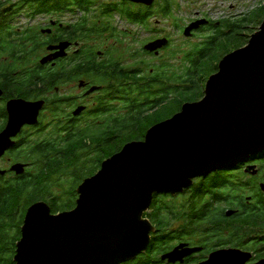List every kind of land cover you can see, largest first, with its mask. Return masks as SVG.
I'll list each match as a JSON object with an SVG mask.
<instances>
[{
	"label": "water",
	"instance_id": "water-1",
	"mask_svg": "<svg viewBox=\"0 0 264 264\" xmlns=\"http://www.w3.org/2000/svg\"><path fill=\"white\" fill-rule=\"evenodd\" d=\"M141 1V0H133ZM144 1V0H142ZM152 3V1H147ZM206 22L190 26L186 37ZM167 42L146 47L156 51ZM68 44L42 64L65 56ZM3 95L0 90V97ZM44 102L12 101L10 121L0 135V158L25 125H36ZM264 153V22L249 43L225 56L205 87V97L186 104L173 118L152 127L145 141L131 142L102 163L78 188L77 206L54 215L39 202L27 212L15 264H127L147 253L156 227L146 218L155 195L176 196L194 181L232 170ZM24 165L12 171L25 173ZM251 167L247 172L254 170ZM4 175V172H0ZM255 174V173H254ZM264 193V185L261 186ZM234 212H229L232 216ZM199 249L182 244L162 261L184 263ZM239 251L212 255L205 264H247ZM257 264H264V260Z\"/></svg>",
	"mask_w": 264,
	"mask_h": 264
},
{
	"label": "flooded vegetation",
	"instance_id": "flooded-vegetation-1",
	"mask_svg": "<svg viewBox=\"0 0 264 264\" xmlns=\"http://www.w3.org/2000/svg\"><path fill=\"white\" fill-rule=\"evenodd\" d=\"M51 1L48 9L43 13L34 14L35 17L30 14L26 15L31 21H43L37 26L38 28L30 29V31L40 33L42 43L40 50L45 51L36 64H32L34 66L29 68V72H33L36 67L40 66L48 76L53 75L54 72L60 75L61 81L59 85L54 86L37 100L25 99L19 91H14L12 95H9L8 91L0 87L3 92L0 97V135L8 127L10 121L8 105L12 101L44 102L38 118L39 122L36 125H25L11 139L13 144L8 149L9 151L0 158V172L5 173L0 174V177L6 181L22 176L12 171L16 165H24L25 173L32 169L30 165L15 159L12 152L14 150H34L36 147L33 149L32 147L35 142L40 137L38 143L41 144L43 136L46 138V143L52 144V133L55 126L59 125V129L64 134L71 133L76 138H96L99 132L101 135V129L106 127L103 123L112 118V115H119L118 112L114 114L112 110L115 112L119 109L121 114L128 112L126 108L133 109L138 104H143L148 108L165 98L172 100L174 96L170 94V91L175 92L180 88L181 67L188 65L195 56L206 51L211 44L218 48L214 54V60L217 61L214 65L209 64L208 69L216 70L220 63L218 59L220 60L221 54L228 48V35L234 34L235 31V28L229 27L226 22L231 18L240 19L242 17L233 15L228 19H214L212 13L209 14L201 8L202 4L199 9L193 1L191 3L196 7L189 10L184 17L179 13L181 0L136 2L133 0H62L59 4L56 2L58 0ZM147 1H152V3ZM13 7L0 14V21L12 20V27L17 28L20 33L21 29L16 24L18 22L16 19L21 17L20 9ZM202 21L206 24L200 25L190 37H186V30ZM238 28L242 29V26L238 25ZM112 39L117 41L129 39L142 43L141 50L136 53L138 55H133L134 49H132L131 56L140 57L143 61L134 66L123 65V62L118 61L121 59L118 52L112 50ZM160 41L167 43L153 52L146 49L150 44ZM64 43L69 45L64 57L53 58L45 65L41 63L44 58L53 57L58 53L57 50L49 48H55ZM181 43H183L182 47ZM220 50L222 52L217 54ZM211 60L213 59L211 58L209 62ZM113 78L117 81H112ZM71 85L76 88L69 89ZM114 89L124 91L126 98L123 95L114 96L117 95L113 94ZM142 90H145V95H141ZM158 110L160 109L152 110L150 114ZM107 122H112V120ZM40 149L53 150L51 146H40ZM251 167L255 169L248 173ZM227 172H230L227 176H235L238 181L245 179L247 183L255 186L257 198L249 196L245 204L247 207L253 205L254 213L259 210L262 214L264 193L261 186L264 185V153L249 158ZM222 188L220 187V190ZM234 205L235 207L227 210V218L234 217L233 215L228 216L229 211L237 214L241 212L237 204ZM255 223L263 226L261 228L264 230V214L258 217L254 225ZM227 225L221 228L211 226L208 231L205 228L202 232L206 235L197 238L196 242L176 240L170 250L160 255V261L162 264H170L168 261H162L163 256L182 244H187L191 249L200 251L187 257L184 263L177 264H205L210 261L212 255L231 250L250 255L251 259L247 264H257L264 260V248L262 251L257 250L258 246L264 245V234L256 237L258 239L244 238L245 233H241L238 237H230V231L244 232V227L234 224ZM213 230L223 231V234L219 236L212 232ZM158 233L157 229V232L152 235L150 245L156 241Z\"/></svg>",
	"mask_w": 264,
	"mask_h": 264
},
{
	"label": "trees",
	"instance_id": "trees-1",
	"mask_svg": "<svg viewBox=\"0 0 264 264\" xmlns=\"http://www.w3.org/2000/svg\"><path fill=\"white\" fill-rule=\"evenodd\" d=\"M51 2L24 0L18 8L27 6V11L34 15L47 10ZM56 2L59 4L62 0ZM4 7L6 5L3 4L0 8ZM263 22L264 7H260L256 13L243 15L240 19H228L226 23L235 28V31L234 34L228 35V48L221 54L220 59L246 46L250 39L247 35L250 27L256 23L261 26ZM238 25L242 26V29L238 28ZM20 29L19 33L17 28L12 27V20L0 21V87L8 91L9 95L19 91L23 98L37 100L59 85L61 76L55 72L54 76H48L40 66L29 72L42 47L41 37L36 31ZM217 50L218 48L211 44L206 51L193 56L188 65L181 67L180 88L175 92L170 91L174 96L172 100L165 98L148 108L143 104H138L133 109L128 107L127 113L112 115V118L107 119L112 122L105 121V129H101V135L99 132L96 138L82 139L74 137L71 133L64 134L58 125L53 129L52 144L46 143V138L42 135L41 144L38 143L39 137L32 147H36L34 150H14L12 155L15 159L30 165L32 169L13 180L6 181L0 177V264H15L17 244L22 239L27 212L33 205L46 202L54 215L74 210L79 199L77 190L81 184L96 175L101 170L102 163L119 153L125 145L143 141V138L136 137V132L143 129L142 134L148 133L142 126L145 119L151 115L150 111L170 107L175 110L171 116L153 123L154 126L173 118L182 111L184 105L200 102L205 97L203 76L207 71L211 76L218 72V68L214 71L208 69L211 64L209 60L214 58ZM112 81L117 80L113 78ZM18 83L20 85H17ZM144 91H141V95L146 94ZM113 94L125 97V92L120 89H114ZM112 112L120 113V110ZM40 146H51L53 150H39ZM227 171L231 170H220L195 180L194 185L182 194L155 195L146 218L159 230L156 241L150 245L147 253L127 264H162L160 255L170 250L176 240L196 242L197 238L206 235L202 230L206 228L208 231L211 226L221 228L234 224L244 227V232L230 231V237H238L241 233H245L243 237L247 239H258L256 237L262 236L263 226L256 223L254 225V222L264 211L262 214L259 210L254 213L253 205L247 207L245 204L247 197L257 198L255 186L247 183L245 179L238 181L235 176H227V173H230ZM67 184L71 185L69 191L65 189ZM220 187H223L222 191ZM64 190L66 193H62ZM234 204H237L241 212L233 213V218H227V210L235 207ZM249 227L253 229H248ZM215 234L220 236L223 231L216 230ZM263 248L264 245L261 244L257 250L262 251Z\"/></svg>",
	"mask_w": 264,
	"mask_h": 264
},
{
	"label": "rangeland",
	"instance_id": "rangeland-1",
	"mask_svg": "<svg viewBox=\"0 0 264 264\" xmlns=\"http://www.w3.org/2000/svg\"><path fill=\"white\" fill-rule=\"evenodd\" d=\"M7 1L9 3H6ZM22 1H24V0H0V4L2 3V5L3 4L6 5V7L1 8L0 14L3 13L6 9L8 10L11 6L19 7V5L22 4ZM191 1L196 2V5H198L197 8H199V9H200V4H202L203 6H201V8L205 9L209 14L212 13V17H214V19H223V18L228 19V18L232 17L233 15L243 16L246 14H252V13H256L260 7H264V0H181V4H180L181 10L179 11V13L181 14L180 16L184 17L185 14L187 12H189V10H193V8L196 7L195 5H193L191 3ZM5 12H7V11H5ZM19 12L21 14V17L16 19L18 21L16 24L18 27L23 28L22 30H25V29L35 30L36 28H38L37 26H39L43 23L42 20H36L34 22V21H31L28 17H26L27 14L33 15L32 12L29 13L27 11V6L22 7V9H20ZM34 14H38V13H34ZM34 17H35V15H34ZM260 27L261 26H259V24L256 23L255 26L250 27V30L248 31L247 35L252 36L254 33H256L259 30ZM97 40H98V38H97ZM86 43H88V42H86ZM99 45H101V42ZM141 45H142V43H138L134 40L128 39V40H124V41H121V40L117 41V40L112 39V50H114L115 52H118V54L120 55L119 58H121V59H119V60L117 59V60L120 62H123V65H125V66H134V65H137L143 61V59L140 57H134L133 58L134 54L138 55L136 53L141 50ZM182 45H183V43H181V47H182ZM132 49H134V53L131 56V53L133 52ZM221 52H222V50H220V52H218L217 54H219ZM44 54H45V51L40 50V52L38 53V57L34 59L33 63L36 64L38 58L42 57ZM214 56L215 55H213V57ZM212 59L214 60L215 57ZM213 60H211L209 63L214 65L217 60H214V61ZM218 61L221 62L222 59H220V60L218 59ZM177 63H178V61H177ZM218 67H219V65H218ZM210 77H211V74L209 75V71H207L205 73V75L203 76V81L205 82V87H206L207 81L209 80ZM73 88H76V86L71 85L69 87V89H73ZM174 111L175 110H173V108L170 107V108H167L164 110L160 109L155 113H151V115L145 119L143 126H142L144 129L146 128L145 132L147 130L151 129L153 123H156V121L163 119L167 116H171V113H173ZM121 114H123V113H121ZM143 131L144 130L141 129L138 132H136V133H138V134H136V137H139L141 139L143 138V141H145L147 133L144 135V134H142ZM3 165L6 166V164H4V163H3ZM70 188H71V185H68V184L65 187L66 191H69ZM66 191L64 190V191H62V193H66Z\"/></svg>",
	"mask_w": 264,
	"mask_h": 264
}]
</instances>
